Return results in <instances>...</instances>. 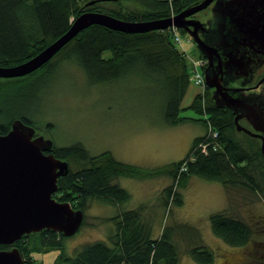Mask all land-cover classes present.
I'll use <instances>...</instances> for the list:
<instances>
[{
	"label": "trees",
	"instance_id": "trees-1",
	"mask_svg": "<svg viewBox=\"0 0 264 264\" xmlns=\"http://www.w3.org/2000/svg\"><path fill=\"white\" fill-rule=\"evenodd\" d=\"M88 1L0 0V64L12 65L30 58L62 35L70 27L72 17L86 10L103 11L128 20H150L170 16L201 0H97L89 4ZM100 1L109 2V5H101ZM130 2L136 5L129 7ZM169 30L124 32L94 23L83 28L43 65L22 77L39 70L53 69L59 60L73 54L91 80L96 82L122 77L132 67L142 64L148 69L162 72L173 85V94L165 110L166 121L171 124L183 122L187 117L179 114L183 108L181 100L190 81L188 61ZM108 51L110 54L106 55ZM200 54L203 56L201 51ZM205 95L206 110L203 109V96L200 93L193 97L189 107L199 113L205 112V123H211L217 131L216 137L207 133L198 135L184 158L165 167L145 171L151 176L167 173L172 177V183L163 189L165 205L170 202L177 205L183 203L180 188L192 175L219 180L228 187L241 185L264 193L259 179L260 176L264 177V170L256 172L259 169L256 164L258 155L238 143L234 147L232 110L215 104L209 86ZM4 117L7 119L3 120ZM15 117L35 125V120L29 116L6 114L0 109V133L9 130ZM201 143H207L206 152L202 150ZM53 152L68 160L70 165L69 172L59 178V189L53 196L58 200H68L74 207L83 210L94 198L114 204L129 200V191L114 179L120 175L140 176L144 172L137 173L142 168L118 160L110 151L91 154L80 142L63 146L55 144ZM245 159L249 163H245ZM209 218L212 231L231 245H244L253 236L254 230L249 222L227 211L213 212ZM109 219L115 220L116 224L115 232L109 237L111 244L99 239L82 244L73 255L62 250L49 264L179 263L181 254L172 234L165 226L159 238L152 237L143 218V206L125 209ZM33 234L37 236L35 239L30 238ZM65 238L62 232L44 229L24 234L14 245L22 252V264H46L32 256L33 244V248L39 249L63 248ZM0 247L9 245L0 244ZM186 253L201 264H212L215 260L213 249L202 241L201 236L199 244L186 250ZM248 263L264 264V258H254Z\"/></svg>",
	"mask_w": 264,
	"mask_h": 264
},
{
	"label": "rangeland",
	"instance_id": "rangeland-1",
	"mask_svg": "<svg viewBox=\"0 0 264 264\" xmlns=\"http://www.w3.org/2000/svg\"><path fill=\"white\" fill-rule=\"evenodd\" d=\"M99 4L109 5V2ZM135 5L129 3V7ZM206 14L207 9L197 12L201 18ZM178 32L182 38L178 48L192 57H200V49L189 33L181 28ZM132 68L122 77L96 82L73 54L59 60L53 69L25 77H0L3 113L29 116L35 120L37 133L52 137L58 146L80 142L91 154L110 151L118 160L142 168L137 173L144 171L140 176L120 175L114 179L129 191V200L114 204L90 199L84 209V223L76 233L66 236L63 248H33L31 242L32 256L49 264L62 250L73 255L82 244L99 239L111 244L109 237L115 232L116 224L109 218L125 209L143 206V218L152 237L159 238L165 226L172 234L181 254L178 264H201L186 253L199 244L200 236L215 253L212 264H249L251 259H263L264 193L241 185L228 187L219 180L192 175L184 187H177L182 192L183 203L164 204L163 189L172 183V177L167 173L151 176L145 171L184 158L195 137L208 134L205 112L189 107L193 97L202 92L206 110V89L189 79L179 114L187 119L171 124L166 121L165 110L173 85L160 71L142 64ZM217 211H227L249 222L254 230L252 238L244 245H231L218 237L209 218ZM36 237V234L30 236Z\"/></svg>",
	"mask_w": 264,
	"mask_h": 264
},
{
	"label": "water",
	"instance_id": "water-1",
	"mask_svg": "<svg viewBox=\"0 0 264 264\" xmlns=\"http://www.w3.org/2000/svg\"><path fill=\"white\" fill-rule=\"evenodd\" d=\"M212 1L201 0L173 15L150 20H128L103 11L86 10L73 18L62 35L30 58L12 65L0 64V77L23 76L34 71L83 28L94 23L124 32H144L175 25L186 30L208 58L205 78L209 87H215L211 92L215 104L232 109V88L216 80L221 81L224 69H232V19L245 29L252 19L248 9L251 0H215L210 18L202 21L188 17ZM234 6L237 8L232 9ZM204 29L211 30L216 40L200 35L199 30ZM221 49L226 52V57L224 66L217 70L219 64H215L214 55ZM214 65L216 69L212 71ZM235 103L240 104V101ZM54 147L52 137L37 133L34 125L20 117L11 120L6 133H0V244L9 245L0 247V264H22V252L14 242L24 234L52 229L70 236L82 225L84 210L53 196L59 189V178L70 170L68 160L56 156ZM262 150L264 153V142Z\"/></svg>",
	"mask_w": 264,
	"mask_h": 264
},
{
	"label": "flooded vegetation",
	"instance_id": "flooded-vegetation-1",
	"mask_svg": "<svg viewBox=\"0 0 264 264\" xmlns=\"http://www.w3.org/2000/svg\"><path fill=\"white\" fill-rule=\"evenodd\" d=\"M214 1L204 8L207 9L204 18L197 16L198 11L188 17L199 18L202 21L210 18ZM234 8L237 7H232V9ZM248 9L251 11L252 19L248 21V26L245 29L240 28L239 23L232 19V69H224L221 81H216L232 88V109H230L232 110L234 147L238 143L247 151L255 152L258 155L256 163L259 166L256 171L258 172L264 170L262 150L264 142V0H251ZM199 34L211 41L216 40L211 30H199ZM225 54L226 52H222L221 49L214 55L216 57L215 64H219L217 70L220 66H224ZM203 57L206 59L203 69L205 76L209 60L204 54ZM215 69L214 65V69L212 67L211 70ZM214 88V86L210 87V91L212 92ZM237 100L240 101V104L235 103ZM238 125L243 127L239 128ZM244 162L249 163L247 159ZM259 179L263 184L264 177L260 176Z\"/></svg>",
	"mask_w": 264,
	"mask_h": 264
},
{
	"label": "built area",
	"instance_id": "built-area-1",
	"mask_svg": "<svg viewBox=\"0 0 264 264\" xmlns=\"http://www.w3.org/2000/svg\"><path fill=\"white\" fill-rule=\"evenodd\" d=\"M170 32L172 33V37L174 42L181 43L182 38L178 32V28L175 25H172L168 27ZM165 28H161L163 30ZM185 53L186 58L188 59V69H189V78L197 85H200L203 87V90L206 89V81H205V76H204V65L206 64V59L202 56L200 57H192L190 56L185 50H183ZM202 94V92H201ZM209 124V136L216 137L217 131L213 128L210 122ZM202 150L206 151V144H202Z\"/></svg>",
	"mask_w": 264,
	"mask_h": 264
},
{
	"label": "bare ground",
	"instance_id": "bare-ground-1",
	"mask_svg": "<svg viewBox=\"0 0 264 264\" xmlns=\"http://www.w3.org/2000/svg\"><path fill=\"white\" fill-rule=\"evenodd\" d=\"M177 47H178V46H177ZM179 49H180V48H179ZM180 50H181V49H180ZM181 51H183V50H181ZM188 72H189V70H188ZM207 86H208V85H207ZM207 86H206V87H207ZM202 144H206V145H207V143H201V144H200L201 147H202Z\"/></svg>",
	"mask_w": 264,
	"mask_h": 264
}]
</instances>
